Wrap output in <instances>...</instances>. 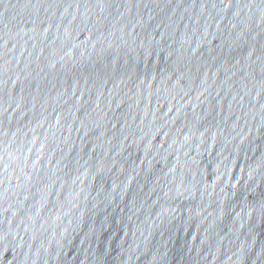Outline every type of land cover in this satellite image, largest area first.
I'll return each mask as SVG.
<instances>
[{
	"label": "water",
	"instance_id": "obj_1",
	"mask_svg": "<svg viewBox=\"0 0 264 264\" xmlns=\"http://www.w3.org/2000/svg\"><path fill=\"white\" fill-rule=\"evenodd\" d=\"M0 264H264V0H0Z\"/></svg>",
	"mask_w": 264,
	"mask_h": 264
}]
</instances>
